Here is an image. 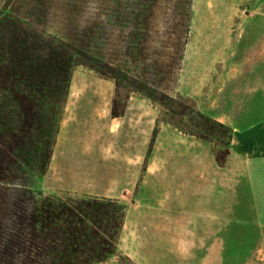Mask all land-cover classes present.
<instances>
[{
	"label": "rangeland",
	"instance_id": "obj_1",
	"mask_svg": "<svg viewBox=\"0 0 264 264\" xmlns=\"http://www.w3.org/2000/svg\"><path fill=\"white\" fill-rule=\"evenodd\" d=\"M258 1L0 0V17L17 19L29 41L44 52L65 43L73 57L49 164L16 183L45 196L120 200L126 222L106 264H264V183L232 152L227 130L202 119L210 140L189 135L90 61L103 58L211 121L249 123L246 97L259 93L248 74L260 47L251 44L264 17L246 13ZM251 23L258 29L246 34ZM86 30L89 59L74 52ZM8 96L0 92L1 134V123L18 120Z\"/></svg>",
	"mask_w": 264,
	"mask_h": 264
},
{
	"label": "trees",
	"instance_id": "obj_2",
	"mask_svg": "<svg viewBox=\"0 0 264 264\" xmlns=\"http://www.w3.org/2000/svg\"><path fill=\"white\" fill-rule=\"evenodd\" d=\"M91 32L74 39V52L86 59L83 47ZM47 48L44 52L29 41L17 19L0 17V92L8 93L18 109V120L1 123L0 140L9 141L8 157L0 163V264H106L116 254L126 222L127 208L120 200L45 196L16 183L27 178V169L47 168L59 129L55 105L68 95L73 57L65 43ZM103 60L90 59L100 76L112 80L117 90H132L159 104L178 118L177 128L208 141L213 130L203 125L204 119L225 128L231 141L226 125ZM223 149L227 157L232 155L229 145ZM215 161L221 163L218 153Z\"/></svg>",
	"mask_w": 264,
	"mask_h": 264
},
{
	"label": "crops",
	"instance_id": "obj_3",
	"mask_svg": "<svg viewBox=\"0 0 264 264\" xmlns=\"http://www.w3.org/2000/svg\"><path fill=\"white\" fill-rule=\"evenodd\" d=\"M258 14L264 17V0H259L254 7L251 6L246 16L252 18ZM258 28L261 31L258 43L251 45L259 46L260 52L256 61L251 65L248 75L252 84V92L259 90V93L246 97L245 107L249 112L245 113V116L249 114L252 120L248 123L245 117V124L234 122V124L228 123V126L232 130L230 143L232 152L243 158L248 166L256 168L258 171L256 170L255 173L260 175V181L264 183V27ZM258 28L251 23L246 28V34L250 31L252 35L253 31ZM257 85L259 88L255 89Z\"/></svg>",
	"mask_w": 264,
	"mask_h": 264
}]
</instances>
